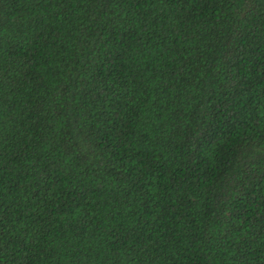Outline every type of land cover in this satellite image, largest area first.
<instances>
[{"label": "trees", "instance_id": "1", "mask_svg": "<svg viewBox=\"0 0 264 264\" xmlns=\"http://www.w3.org/2000/svg\"><path fill=\"white\" fill-rule=\"evenodd\" d=\"M0 264H264V0H0Z\"/></svg>", "mask_w": 264, "mask_h": 264}]
</instances>
